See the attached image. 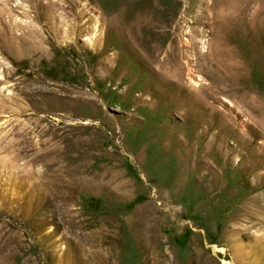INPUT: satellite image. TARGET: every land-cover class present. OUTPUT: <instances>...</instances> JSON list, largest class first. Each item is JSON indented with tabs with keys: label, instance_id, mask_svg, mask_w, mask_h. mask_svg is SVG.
<instances>
[{
	"label": "rangeland",
	"instance_id": "rangeland-1",
	"mask_svg": "<svg viewBox=\"0 0 264 264\" xmlns=\"http://www.w3.org/2000/svg\"><path fill=\"white\" fill-rule=\"evenodd\" d=\"M213 1H151L171 21L146 65L100 18L144 0H0V264H264V0H240L229 71L192 32Z\"/></svg>",
	"mask_w": 264,
	"mask_h": 264
},
{
	"label": "bare ground",
	"instance_id": "bare-ground-1",
	"mask_svg": "<svg viewBox=\"0 0 264 264\" xmlns=\"http://www.w3.org/2000/svg\"><path fill=\"white\" fill-rule=\"evenodd\" d=\"M151 1L153 0H144L145 5L141 10L138 11L135 16L137 19L127 18L122 19L120 21L115 18V21L111 20V22L108 19V15L104 13L100 14L102 16L100 18L102 20L103 18H105L104 21L108 23V27L115 31V33L117 34V37L120 40V49L125 48L133 55L136 54L137 56L143 59L142 62L146 63V65L149 64L147 62H150L151 64L154 63L152 60H150V57L153 54L152 50L158 49L160 47L159 45H162L164 38L167 37V28L171 21V17L155 16L150 10L149 5L151 4ZM249 1L247 3L245 1L247 5L242 7L239 6L240 0H214L211 4H205L201 2L199 6L201 12L198 13L194 18V25L197 29L193 30L192 32H194L195 36L207 38V51L206 53L202 54L201 57L204 59V61H206L209 66H215V69H218V71L220 69L225 71L231 70V66L228 61L230 58V54L233 50L230 46L231 37L229 35V32H232V30L235 29L238 26V23L240 22V15H237L236 13L243 10V12H245ZM49 6L50 5L47 4V8ZM92 22H94V29H96L97 26L95 24L98 21L94 20V18L90 17L84 23V25H91ZM244 25L243 33L248 37L251 36L250 21H246ZM109 28L106 30V32L109 30ZM144 58H146L148 61H145ZM159 77L161 78L159 79L160 83H173L176 89H178V92L181 94V96H183V99L176 98L173 100L175 101L176 111L181 114V116H184L187 120L188 111L191 108H194L195 106H200V104H196L193 96L189 94L183 95V91L179 85L181 83H179L178 81L179 84H177V82L175 83L171 79V77H174V80H179L180 72L174 76H169V74H167L166 76ZM154 95H156V93ZM161 138L162 141H167L166 145H185L182 144V139H184V137H181L182 139L176 138L171 132H165V134H163ZM62 172V166L58 165L57 163H54V165L47 168L42 174L39 175L40 181L37 183L38 192L43 195H46L48 199L57 200L61 195L59 180L62 177ZM46 177H50V179H45ZM70 177L73 180V174H71ZM222 263L231 264L225 260L222 261Z\"/></svg>",
	"mask_w": 264,
	"mask_h": 264
}]
</instances>
